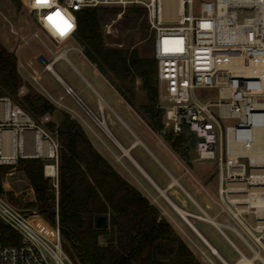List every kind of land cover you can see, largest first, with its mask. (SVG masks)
<instances>
[{
	"label": "built area",
	"instance_id": "obj_1",
	"mask_svg": "<svg viewBox=\"0 0 264 264\" xmlns=\"http://www.w3.org/2000/svg\"><path fill=\"white\" fill-rule=\"evenodd\" d=\"M32 3L28 0L37 24L60 41L74 37L76 12L83 9L146 8L154 31L159 106L164 111L161 132L184 135L186 145L196 152L195 162L217 163L218 199L214 202L218 213L215 217L203 214L230 224L222 229L212 225L225 239L230 231L250 251L257 249L263 259L256 261L264 264V179L258 175L264 173V160L252 155L258 136L264 149V0H202L196 10L194 0H182L183 10L173 25L167 24L165 0H57L56 7L39 10ZM57 11L71 25L70 17L76 22L63 37H57L50 24L45 27L47 17ZM110 28L106 25V34ZM54 61H43L44 70L51 72L49 65ZM198 89L217 90V98L201 99ZM66 92L71 94L72 88L66 87ZM48 121L49 115L38 122L10 97L0 96V166L11 167L6 175L15 172L20 159L46 157L39 152L29 154L30 133L48 142L54 152L58 149L44 127ZM190 134L196 138L194 148ZM259 200L262 205L255 203ZM37 216V212L28 216L0 195V221L20 236L18 244H4L0 239V264H74L64 249L59 224L49 237L36 225ZM228 242L242 258L244 252L231 239ZM205 247L208 254L197 248L209 264H224L210 246Z\"/></svg>",
	"mask_w": 264,
	"mask_h": 264
},
{
	"label": "trees",
	"instance_id": "obj_2",
	"mask_svg": "<svg viewBox=\"0 0 264 264\" xmlns=\"http://www.w3.org/2000/svg\"><path fill=\"white\" fill-rule=\"evenodd\" d=\"M12 1L20 8L19 0ZM76 18L74 36L84 55L149 126L161 134L164 123L162 111L157 109L160 85L154 56L144 58L137 49L110 46L100 6L78 11ZM55 35L63 37L58 31ZM111 73L129 82L138 77L142 79L147 104L138 108L134 89L126 87L124 90ZM24 87L28 92L20 97L19 92ZM0 96L10 97L33 118L57 110L47 97L35 92L23 79L18 70L17 53L1 43ZM44 127L56 132L60 142L58 187L51 177L45 176L43 159H20L19 165L36 193V200L28 202L26 208H36L52 227L59 224L64 249L74 264H202L159 207L95 148L81 123L70 113H64L59 125L48 121ZM163 139L180 157L183 148L190 150L184 135L167 133L163 134ZM10 169V166H0V194L6 193L3 179ZM6 194L13 198L11 192ZM25 213L33 215V211ZM99 214L109 215V228L95 227V216ZM101 235L108 236L105 246L98 242ZM0 239L4 244L20 242L19 234L2 221Z\"/></svg>",
	"mask_w": 264,
	"mask_h": 264
},
{
	"label": "rangeland",
	"instance_id": "obj_3",
	"mask_svg": "<svg viewBox=\"0 0 264 264\" xmlns=\"http://www.w3.org/2000/svg\"><path fill=\"white\" fill-rule=\"evenodd\" d=\"M202 0H194L195 2V10L198 8V5ZM20 8L16 5L12 0H0V43L7 48L9 51L16 52L21 61L26 62L25 66L21 67L23 73H20L25 81H27L35 92L44 95L49 99V72L45 71L43 68L44 62H50L56 60V58H60V61L55 66V69L63 76L72 86L78 87L81 83L79 79L75 76V73L70 69V67L66 64L64 60L66 56L69 60L78 67L81 71H83L86 75H90L87 66H90L89 62L85 59L83 48L77 42L75 36L68 37L65 40L56 39L52 33H49L42 29L39 24H37L35 20V11L32 10L28 5V0H19ZM102 8V13L104 14V29L106 25H109L111 28V33L106 34V40L108 44L112 47H123L130 49H137L141 57L144 58H153V37L154 31L150 26L148 20V12L146 8L142 5H128L126 7L119 6H100ZM176 18H167V24L173 25L175 24ZM52 31L56 34L55 28H51ZM17 32L15 34L13 32ZM36 34H38L36 36ZM35 35V36H34ZM42 57L44 62L40 59ZM63 59V60H61ZM31 61L30 63L27 61ZM19 65V62H18ZM19 70V66H18ZM27 77H25V75ZM111 76L115 79V81L121 85V87L126 90V87H132L135 92V102L137 106H139V99L136 96H140L143 90V81L139 77L136 78L134 82L124 81L121 78L116 77L111 73ZM37 78V80L34 79ZM92 79V78H91ZM78 85V86H77ZM48 89V90H47ZM28 92V89L24 87L20 92L19 96L22 97L24 94ZM196 94L201 99H211L217 98V90H209V89H198L196 90ZM82 97L85 99L89 105H91L94 101L93 96L88 91L82 92ZM13 100V99H12ZM72 108L71 116L73 118H77V112H79L85 121L90 125H84L91 133L101 148L108 151L109 155L113 157V159L121 166L123 163H127L126 157L122 155V153L116 149L113 144V140L110 139L105 132L99 127L96 121L86 113L81 105L78 103L72 102L71 99L67 100ZM161 103V89L159 100L157 104V109L162 111V121L164 123V111L159 106ZM163 104H166L162 101ZM92 106V105H91ZM77 111V112H76ZM94 113L100 118L105 117L109 123V125L113 126L111 123V117H113L112 112L107 110L98 111L93 108ZM76 112V113H75ZM53 114L49 115V122H54L56 125L57 122L53 120ZM76 116V117H75ZM109 116V119H108ZM43 117H36L35 119L40 122ZM80 120V119H79ZM79 122V121H78ZM163 137V134L156 132ZM49 135L57 141L59 147L55 148V157H50L49 159L44 157L45 164L53 163L54 165L59 166V150H60V142L58 140V135L56 132H49ZM116 135V134H114ZM31 136V135H29ZM112 148L110 151L107 147ZM56 154L58 156V161L56 158ZM117 155V157L115 156ZM196 152L194 149H182L181 150V158L184 164L187 166L188 170L184 167H181V170L176 173L177 177L186 176L194 186L200 188V193L194 196V199L189 198L187 194L182 190H179L181 195L188 200L187 203L178 202L179 206L188 210L189 212L195 214L199 217H205L203 211L208 213L211 217H215L218 213V207L214 202V199H218V165L214 161H196ZM124 171L127 169L125 167ZM191 171V172H190ZM46 177H48L45 173ZM169 178V177H168ZM52 182L57 184L58 180V169L56 177H52ZM144 185L149 187L152 195H150L147 190L143 187V185L137 181V184L143 189V191L151 198V201L155 203L162 214L168 219V221L172 224V226L177 230V232L181 235V237L187 242V244L192 248L195 252L196 257L202 264H209L200 249L207 252L205 244L200 240V238L194 233V231L182 220L180 215L169 205V203L159 195L153 188L147 185V183L142 179L141 180ZM169 181V180H168ZM6 184L4 187L5 192H11L13 194V198L10 199L9 196L5 194H0L5 200H7L12 206L16 209L28 212L35 211L34 209H27L26 204L28 202H34L36 200L35 188L30 183L27 178L25 172L22 170L21 166L18 165L14 175L8 178L3 179V183ZM202 183L205 187L200 184ZM164 187V183L160 182ZM169 196L174 199L176 194L173 192H168ZM222 218H219L222 221ZM194 225L202 232L205 237L210 241V243L217 248V250L221 253V255L227 259L229 262L234 263L238 259H240V255L236 250L232 247V245L228 242L230 239L232 242L240 248L245 256L251 258L254 254L250 251L243 241L234 233L230 231H226L228 236L227 240L218 232V230L209 222H206L200 218L191 217ZM251 221L254 223L253 218ZM99 242V239H98ZM198 247V248H197ZM208 254V252H207ZM211 257V256H210ZM214 259L213 257H211ZM214 261H216L214 259ZM217 264H219L216 261ZM255 264H261L259 261H255Z\"/></svg>",
	"mask_w": 264,
	"mask_h": 264
},
{
	"label": "crops",
	"instance_id": "obj_4",
	"mask_svg": "<svg viewBox=\"0 0 264 264\" xmlns=\"http://www.w3.org/2000/svg\"><path fill=\"white\" fill-rule=\"evenodd\" d=\"M84 57L90 64V66H87V69L90 73L89 76L86 75L83 71H81L78 67H76L69 60L67 56H66L67 60H64L66 64L70 67V69L75 73V76L79 79L81 84L79 86L77 85L78 87L72 86L55 69V66L58 63V61H60V58H56L53 65H50V67L52 66V69L51 68L49 69L51 72H49L48 94H49V100L57 107V110L54 112L55 114L52 117L53 120L56 121L57 124L59 125L64 118L65 112L72 114V110L75 111V109L72 108V106L67 101L68 99H71L72 102L76 104L78 103L77 102V100H79L78 98H80L81 101L87 106V108L90 109L91 112L93 113H94L93 108L98 111H102V110L104 111L109 109L113 115V117L110 118L113 126L109 125L106 116L104 118L103 117L100 118L101 119L103 118V120L105 119L106 121L105 124L112 132L115 140L110 138L106 134V132L100 126L99 127L105 132V134L110 139L113 140V144L115 145L116 149H118L122 153V155L126 157L127 163L124 162L123 166H121L119 162L116 161V159L114 160L113 157L109 155L107 150L101 148L96 138L91 133H89L87 128L84 126L85 124L89 125L87 121H85L83 116L76 111L77 112V113L75 112L77 114L76 120H78L81 123L89 139L95 146V148L108 159V161L118 170V172L124 178H126L129 182H131L134 186H136L139 190H141L143 194H145L150 200L151 198L137 184V181L143 185V187L147 190V192L150 195H152V193L149 187H147L142 183L141 181L142 179L147 183L148 186H150L156 192H158L159 195H161V197L164 198V196L162 195L160 190L156 188V186H154V184L148 179V177L151 178L156 183V185L160 189L165 191L167 194H169L168 193L169 191L170 192L174 191V193L176 194V197H174V199H172L169 195L168 196L177 206H179L178 202H181L183 204L188 202V200L181 195L179 190L181 191L183 190L187 194V196H189V198L194 199V196L200 193L201 191L200 188L194 186V184H192V182H190V180L186 176L181 175L182 177H177L176 175V173L181 170V167L183 165L188 170L182 158L169 147V145L166 143V141L163 139L161 135L156 133L149 126V124L145 119H143L141 114H139V112L135 110L125 100V98L117 91V89L109 82V80L98 70L97 66L93 64L85 55ZM40 59L44 61L42 57H40ZM18 62H19L18 65L19 72L23 73L21 67L22 66L24 67L26 62L21 61L19 59V56H18ZM27 62L30 63L31 61L29 60ZM24 75L25 77H27L26 74ZM66 87H71L73 92L71 94L67 93ZM83 91H88L93 96L94 101L91 104L92 106L89 105V103H87L85 99L82 97ZM136 98L139 99V103H140L139 106H143L148 102L146 92H142L140 96H136ZM79 103L78 104L81 105L83 110L87 113L86 109L81 104V102ZM135 105L137 106L136 102ZM82 123H84V125ZM29 135H31V133ZM116 141L120 143L129 152L133 160L128 158V156L125 154L122 148H119ZM107 147L110 151H112L111 147H109L108 145ZM28 152H30L29 149ZM115 156L117 157V155ZM49 164H53V163H49ZM123 167H125L127 169L126 171L128 172H125ZM13 175L14 173L12 175H6L4 178H8ZM48 177L52 178V176H48ZM160 182L164 183L165 186L163 187ZM6 184L9 183L7 182L3 183V187H5ZM200 184L204 187L202 183ZM179 207L182 208L181 206ZM34 219L36 225L40 230L48 234L49 237L53 236L54 228L40 214H38V216L35 217ZM101 237H105L106 239L105 242H102ZM107 243H108V236L101 235L99 237V244L105 246L107 245Z\"/></svg>",
	"mask_w": 264,
	"mask_h": 264
},
{
	"label": "bare ground",
	"instance_id": "obj_5",
	"mask_svg": "<svg viewBox=\"0 0 264 264\" xmlns=\"http://www.w3.org/2000/svg\"><path fill=\"white\" fill-rule=\"evenodd\" d=\"M165 10H166L165 15L167 18L178 17L180 12H182V10H183L182 0H165ZM51 65H53V64H51ZM50 68L52 69V66L50 67V65H49V69ZM77 102L78 103L81 102V104L86 109L88 115H90L96 121V123L106 132V134L110 138L115 140V138H114L112 132L110 131V129L108 128V126L105 124L104 121H102L103 118L101 119L98 116H96L93 112H91V110L88 109L87 106L81 100H77ZM259 137L260 136H258V138L256 139V146L253 149L252 155H254V157H257L260 160H264V149L262 147L261 139ZM31 138L33 141V145L30 146L31 149L29 148V151H30L29 153L39 152L40 154H42L48 158L52 157V156L54 157V155H55L54 149L48 144V142H46L45 140H42L39 135H34V133H31ZM34 143H36V145ZM117 145L119 146V148H122L124 150V152L128 156V158L133 160L131 155L129 154V152L120 143L117 142ZM57 169L58 168L54 164L48 163L45 165V173L48 176L56 177ZM258 175H260V177H262L264 179V173H260ZM148 179L154 184V186H156V188H158L160 190V192L164 196L165 200L166 201L168 200L169 204L176 210V212L180 215L182 220L194 231V233L200 238V240L204 244H206L207 246H210L214 250L215 254L218 255V257H220L224 261V264H255L256 260L263 259L262 254L257 249L253 248L254 255L251 258L242 254V258L238 259L236 262H234V263L229 262L227 259H225L221 255V253L217 250V248L210 243V241L205 237V235L199 231V229L194 225L193 221L191 220V217L200 218L206 222H209V223L215 225L219 229H222L224 226L228 227L231 225L230 224H223L222 222L216 221V220L212 219L208 214H205L204 215L205 217H202V216L199 217L200 215L196 216L195 214L180 208L179 206H177L172 201V199L168 196V194L165 191H163L162 189H160L156 185V183L151 178L148 177ZM255 203L257 205H262L263 201L259 200V201H256ZM101 240H102V242H105L106 239H105V237H101Z\"/></svg>",
	"mask_w": 264,
	"mask_h": 264
},
{
	"label": "clouds",
	"instance_id": "obj_6",
	"mask_svg": "<svg viewBox=\"0 0 264 264\" xmlns=\"http://www.w3.org/2000/svg\"><path fill=\"white\" fill-rule=\"evenodd\" d=\"M57 6V0H48V3L47 4H38L36 2V0H33V3H32V7L39 10L43 7H47V8H54ZM61 13V11H59ZM71 21H72V27L75 28V18L74 17H70ZM49 24L51 26H53L54 28H57V27H64L65 24H64V19H61L60 16H52V20L51 22L49 21L48 17H47V23L45 24V27H48Z\"/></svg>",
	"mask_w": 264,
	"mask_h": 264
},
{
	"label": "water",
	"instance_id": "obj_7",
	"mask_svg": "<svg viewBox=\"0 0 264 264\" xmlns=\"http://www.w3.org/2000/svg\"><path fill=\"white\" fill-rule=\"evenodd\" d=\"M45 64V63H44ZM79 100H81L79 98ZM102 121L106 122L105 119ZM191 140H190V146L192 148L195 147L196 138L193 134H190ZM110 226V217L108 214H99L95 216V227L98 229H107Z\"/></svg>",
	"mask_w": 264,
	"mask_h": 264
},
{
	"label": "snow or ice",
	"instance_id": "obj_8",
	"mask_svg": "<svg viewBox=\"0 0 264 264\" xmlns=\"http://www.w3.org/2000/svg\"><path fill=\"white\" fill-rule=\"evenodd\" d=\"M36 2H37L38 4H47V3H48V0H36ZM52 16H60L61 19H64L63 16H62V14H61L59 11L55 12L53 15H50V16L48 17V19H49L50 22H51V20H52ZM64 24H65L64 27H57V28H56L57 31L59 32V34H60L61 36L66 35L67 32L70 31L71 28H72V25H71L70 23H68V21L65 20V19H64Z\"/></svg>",
	"mask_w": 264,
	"mask_h": 264
}]
</instances>
